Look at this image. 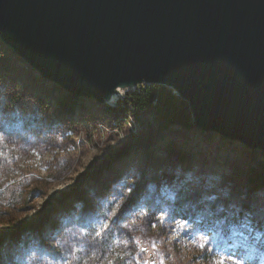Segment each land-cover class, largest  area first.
<instances>
[{
    "label": "rangeland",
    "instance_id": "obj_1",
    "mask_svg": "<svg viewBox=\"0 0 264 264\" xmlns=\"http://www.w3.org/2000/svg\"><path fill=\"white\" fill-rule=\"evenodd\" d=\"M56 86L0 43V264H262L242 144L129 107L140 86L59 118Z\"/></svg>",
    "mask_w": 264,
    "mask_h": 264
},
{
    "label": "water",
    "instance_id": "obj_2",
    "mask_svg": "<svg viewBox=\"0 0 264 264\" xmlns=\"http://www.w3.org/2000/svg\"><path fill=\"white\" fill-rule=\"evenodd\" d=\"M0 39L74 97L164 86L197 129L264 152V0H0Z\"/></svg>",
    "mask_w": 264,
    "mask_h": 264
},
{
    "label": "trees",
    "instance_id": "obj_3",
    "mask_svg": "<svg viewBox=\"0 0 264 264\" xmlns=\"http://www.w3.org/2000/svg\"><path fill=\"white\" fill-rule=\"evenodd\" d=\"M2 48L9 54H15L8 46H6L0 39ZM45 80V79H44ZM47 81V80H46ZM57 89L60 87L56 86ZM130 94V93H129ZM129 107L140 109H152L161 120H167V125H177L171 118H182L183 123L190 125L192 120L191 112L186 102L174 95L172 90L160 85H142L140 86V93L135 91L127 97ZM85 99L81 97H74L73 95L61 90V96L57 99V106L55 113L59 118L61 116L73 115L76 112L77 106H83ZM193 124V123H192ZM194 126V125H193ZM244 158L247 164L248 176L246 183L253 186L257 190L264 188V152L244 148Z\"/></svg>",
    "mask_w": 264,
    "mask_h": 264
},
{
    "label": "snow or ice",
    "instance_id": "obj_4",
    "mask_svg": "<svg viewBox=\"0 0 264 264\" xmlns=\"http://www.w3.org/2000/svg\"><path fill=\"white\" fill-rule=\"evenodd\" d=\"M40 195H43V193L42 192L34 193V196H36V197H38ZM219 228H220V231H219L218 235L227 238L226 242L228 244H230V246L232 248H238L241 246L246 247L247 246V242H248L249 237L245 236L243 232L233 231L228 226L226 221L224 223L219 224ZM259 235H261V234H258V238H259ZM217 243H219V241H217ZM199 247L201 249H204L206 247V245L201 243V244H199ZM226 258L227 257H222L219 264H225ZM248 258L251 259L253 257L250 256ZM232 259H233V264H241V261L239 259H236L234 255L232 256ZM262 264H264V258H262Z\"/></svg>",
    "mask_w": 264,
    "mask_h": 264
},
{
    "label": "bare ground",
    "instance_id": "obj_5",
    "mask_svg": "<svg viewBox=\"0 0 264 264\" xmlns=\"http://www.w3.org/2000/svg\"><path fill=\"white\" fill-rule=\"evenodd\" d=\"M121 106V105H120Z\"/></svg>",
    "mask_w": 264,
    "mask_h": 264
}]
</instances>
